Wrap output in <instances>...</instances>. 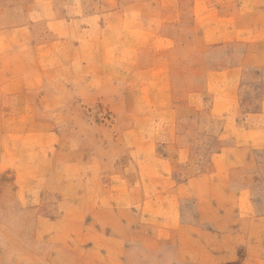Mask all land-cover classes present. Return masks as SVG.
Segmentation results:
<instances>
[{"label": "rangeland", "instance_id": "1", "mask_svg": "<svg viewBox=\"0 0 264 264\" xmlns=\"http://www.w3.org/2000/svg\"><path fill=\"white\" fill-rule=\"evenodd\" d=\"M193 5L0 0V264H264V145L230 152L235 162L214 170L220 147L210 144L220 124L210 96L195 98L194 74L171 82L177 99L170 105L189 114L175 120L189 128L187 141L209 146L190 147L186 163L175 160L176 147L161 150L172 157L177 182L209 170L213 177L189 188H206V196L178 200L175 215L167 181L149 179L148 163L124 164L136 122L152 121L139 112L167 106L143 96L145 29L162 26L161 12ZM247 52L260 65L243 82L245 122L264 96L263 52L257 44ZM231 54L226 43L209 58L216 64Z\"/></svg>", "mask_w": 264, "mask_h": 264}, {"label": "crops", "instance_id": "2", "mask_svg": "<svg viewBox=\"0 0 264 264\" xmlns=\"http://www.w3.org/2000/svg\"><path fill=\"white\" fill-rule=\"evenodd\" d=\"M197 2L199 6L196 5ZM225 3H230V8L224 9ZM193 4L191 11H185V6L179 12H161L166 15L162 18V26L159 21H152L151 26L145 29L147 39L143 43L145 48L142 52L147 53L150 59L148 63L142 64L143 96L146 93L145 96L152 99L154 104L157 100H163L167 106H162L160 101L158 106L153 105L139 112L141 116L151 115L152 121L136 122L135 129H132L135 136L129 139L134 145L124 161V164L148 163L146 167H150V171H147L149 179L167 181L169 191L170 188L173 191L171 209L173 208L175 215L178 200H186L192 195L204 197L207 194L206 188L192 193L189 189L191 181L213 177L207 168L202 167L177 182L172 157L161 150L162 147H176L175 160L186 163L190 147L209 146L201 139L194 144L187 141L189 128L175 122L177 114L180 118L181 115H189L185 111L177 112L170 105V99H177L170 84L175 83L180 73L185 76L194 74L200 82V91L194 93L195 98L204 99L210 96L212 99L210 114L220 124L218 136L210 144L220 147L215 151L212 160L215 162L216 172L222 163L235 162L230 152L234 154L244 149L250 152L264 145V96L258 111L249 109L247 112V122L240 120L238 108L248 70L253 65H260L251 62V54L247 52V48L257 44L259 51L263 52L257 54L264 55V0H193ZM164 41L166 45H163ZM226 43L231 46V58L213 64L209 51ZM177 52L182 56V62L178 65L182 70L176 69V60L179 59ZM262 65L264 68V63ZM161 115H167L169 121H157L156 116ZM256 135L260 137H255ZM142 172L143 168L141 172L137 168V173L142 175ZM121 176L127 177L123 174ZM157 194L160 195L161 192Z\"/></svg>", "mask_w": 264, "mask_h": 264}]
</instances>
